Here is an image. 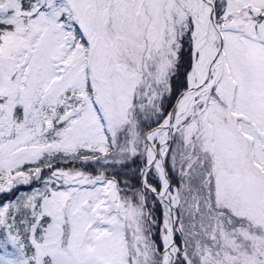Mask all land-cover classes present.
I'll use <instances>...</instances> for the list:
<instances>
[{"label":"snow or ice","instance_id":"1","mask_svg":"<svg viewBox=\"0 0 264 264\" xmlns=\"http://www.w3.org/2000/svg\"><path fill=\"white\" fill-rule=\"evenodd\" d=\"M0 264H264V0H0Z\"/></svg>","mask_w":264,"mask_h":264}]
</instances>
